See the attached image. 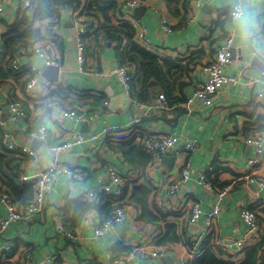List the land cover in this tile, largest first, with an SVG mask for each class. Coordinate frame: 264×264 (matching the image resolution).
<instances>
[{"label":"crops","instance_id":"obj_1","mask_svg":"<svg viewBox=\"0 0 264 264\" xmlns=\"http://www.w3.org/2000/svg\"><path fill=\"white\" fill-rule=\"evenodd\" d=\"M116 1L117 5H113L116 9H111L106 17L96 8L88 11L84 2L79 9L67 7L61 10L59 36L62 43L58 47L61 58L60 66H56L59 68V81L53 82L43 77L40 69L45 67V61L41 57H20L21 65L31 64L36 67L41 80L55 85L47 96L30 98L25 90L30 77L26 75L16 73L6 83L0 82V154L13 159L12 163L2 168L9 169L7 172L10 174L20 175L23 181H33L42 170L55 162L77 168L83 174L80 181L59 176L47 192L42 214L29 221L13 223L8 231L0 233V246L8 242L12 244V251L7 258L0 260V264H18L20 252L25 249L31 252L28 264H44L48 258H53V264H114V260L122 256L113 251L114 246L120 245L129 251L149 246L147 256L136 257L128 264H177L189 255L197 254L196 258L200 257L197 252L207 242L206 247L224 260L225 251L220 246L223 241L228 246L235 241H246L245 246L261 243L264 246V186L253 176L254 171L247 167V159L253 151L244 143L246 137L264 134V96L255 108L252 107L259 94H264V78L261 76L264 53L258 55L263 69L251 66L257 54L243 46L228 27L227 5L230 0H188L186 6L169 0H140V6L146 8L140 20L133 17L134 10L122 6V0ZM251 2L256 5L258 20L264 27V0ZM20 3L21 0H12L6 5L0 19V33H7L11 29L8 26L15 21ZM171 10H178L179 13L175 16ZM192 14L197 16L198 21L188 24ZM164 19L172 24V32L167 33L161 28ZM126 22L133 24L136 30L139 25H144L147 37L159 49L160 54L156 56L161 62L169 63L170 78L165 88H169L172 97L178 98V101H168L171 109L163 114L146 116L137 110L134 102L154 104L161 94H166L165 88L151 80L149 89L140 85L128 95L112 76V69L119 64L116 42L106 44L102 41L106 45L104 48L89 51L97 29L102 26L114 29ZM83 25L89 30L85 36L87 45L84 54L89 75L85 77L77 70L76 49L79 30ZM231 35H234V57L237 59L225 72L238 78L239 84L222 87L210 105L197 102L194 106H188L186 99L206 80L205 68L215 58L222 40ZM241 57L243 61H239ZM131 70L136 76L135 68L131 67ZM97 97H103L108 106L101 103L95 112H87L86 106ZM10 98L22 102L28 111V120L21 123L11 120ZM64 110H78L91 116L88 128L83 131L85 123L68 121L67 126L79 131L87 140L92 135L98 138L58 154H52L48 144L44 143L37 146L36 158L7 151L6 134L19 144L32 148L34 141L29 138V131L42 125L48 127L51 143H62L65 137L58 132L57 115ZM107 124L135 126L148 134L174 132L184 139H196L199 149L190 155L176 156L171 153L163 156L159 162L156 156L146 152L134 140L116 145L106 143L103 131ZM188 160L195 178L210 171L209 177L217 188L233 186L230 194L220 201L215 192L202 189L196 180L191 179L176 197L166 198L169 182L176 179ZM106 161L119 169L127 179L124 196L117 201L112 198L115 202L112 208L120 201L128 213V219L120 225L123 228L121 236L113 230L97 239L91 228L107 218L105 209L101 208L104 206L103 199L108 195L96 204L86 199L84 194L102 184L114 188L105 169ZM142 193L150 204L146 217L142 216L143 211L134 200L140 198ZM258 196L260 200L253 206V200ZM183 200H195L201 204L203 215L196 224L189 222ZM217 206L220 207L218 217L210 223L207 215ZM250 206L258 213L260 227L253 236L248 237L239 212ZM5 216V205L0 200V219ZM59 223H65L82 239L74 242L63 238L56 228ZM170 232L180 237V241H165ZM227 249L230 250L229 247ZM153 250L160 251L162 256H151ZM263 250L259 264H264ZM244 259L241 253L237 258L238 264Z\"/></svg>","mask_w":264,"mask_h":264},{"label":"built area","instance_id":"obj_2","mask_svg":"<svg viewBox=\"0 0 264 264\" xmlns=\"http://www.w3.org/2000/svg\"><path fill=\"white\" fill-rule=\"evenodd\" d=\"M12 0H0V19L2 18L6 5ZM122 6L125 9L135 10L140 6V0H122ZM36 0H21L19 8L16 13V20H20L24 15L32 13L34 10V4ZM79 13V11H77ZM17 20V21H18ZM198 21L196 15H191L188 20V24H194ZM13 22V23H14ZM80 24V22H79ZM161 28L170 33L173 31V26L168 20L161 21ZM61 32V25L59 22H54L49 25L43 32L42 38L32 48H23L19 54V57L11 61V67L19 74L26 75L29 81L26 85V93L30 98L38 96H47L54 88L55 85L52 82L41 80L37 75L36 67L31 64L21 65L19 59L21 56L37 55L44 59L45 67H56L60 66V53L58 49V43L56 38ZM89 34L87 26L83 25L79 30V38L77 40L76 49L78 51L77 58V70L80 75H89L86 69V40L85 36ZM8 36L7 33H0V57L3 53V42ZM136 40L139 45H142L146 50L151 51L155 54H160L159 49L147 37V28L144 25L137 27ZM237 57H234V35L225 37L219 47L216 50L215 58L205 68L206 80L201 86L194 92L193 95L188 97L186 104L188 106H194L195 103L200 102L205 105H210L213 101L216 93L222 88L228 85L239 84V79L235 76L227 75L226 69L234 64ZM1 63V62H0ZM112 76L115 77L117 83L122 87L123 91L131 95L133 91V79L131 67L129 65H117L112 69ZM261 76L264 78V69L261 72ZM264 96L260 93L258 99L252 103V107L255 108L258 105L260 99ZM108 102H104V106H108ZM135 107L140 113L144 115H150L155 113H165L171 109L169 102L164 94L159 96V101L154 104L142 103L139 101L134 102ZM8 106L11 113V120L15 123H21L29 119L28 111L23 106L20 100L10 98ZM2 111L0 110V118ZM92 117L87 113L78 110L61 111L57 115V129L62 137H65L62 143L54 144L50 142V133L47 126L42 125L36 129L29 131V138L33 141H43L48 144V148L52 154H58L62 151L71 149L75 145H82L87 141H93L98 138L97 135H92L90 140H87L83 134L77 130H71L67 126L68 121H76L78 123H89ZM105 142L108 144H119L122 142L136 141L142 145L146 152L153 154L159 160H162L163 156L174 153L176 156L181 154L190 155L195 153L199 149V143L196 139L188 140L184 137L177 135L174 132L160 133V134H148L141 132L137 127H120L116 125L107 124L104 128ZM7 141V151L19 152L27 155L31 158H36V151L19 144L9 134L5 135ZM244 143L251 147L253 154L247 159V167L251 168L253 176H256L261 185L264 186V134L257 133L253 136L244 138ZM191 162L188 160L181 168L176 179L169 182L165 197L170 199L176 197L182 188L191 180H196L199 187L202 189L215 192L220 201H223L232 191V185H225L217 188L213 181L209 177V172L200 174L198 177H194L191 173ZM105 169L110 180V185H99L95 188L89 189L84 197L88 200L98 204L102 197L108 195L112 196L115 201L124 196V192L127 187V179L125 175L113 166L109 161L105 163ZM61 175L68 177L71 181H80L83 178L82 172L70 166H66L62 163L55 162L47 169L42 170L36 178L26 179L24 182H33L35 186L34 198L28 202L24 207L19 206L13 196L6 190H0V200L5 205V218L0 219V233L8 231L7 229L13 223L21 221L32 220L35 216L42 214L46 201L47 192L51 186L56 182L57 178ZM260 197L258 196L253 200V206H255ZM114 205L111 209L108 217L99 225H92V231L95 238H102L109 232H112L116 226L124 224L128 219V213L120 205ZM253 206L244 207L240 210L239 216L245 223L247 228V236H253L260 227L258 220V213ZM183 208L188 213V220L191 224H196L202 217L203 211L202 206L195 200L185 201L183 200ZM220 212V207H214L211 212L208 213L207 218L212 223ZM58 233L68 241L79 242L82 237L74 230L68 228L65 223H59L57 225ZM246 241H235L233 245L228 246L226 242L221 243V248L228 253L235 264H238L237 258L245 248ZM230 248V250L227 249ZM149 246L141 248H133L128 251L125 255L114 260V264H128L132 262L136 257H144L148 255ZM12 251V244L8 242L5 245L0 246V260L7 258ZM264 255V250L263 253ZM197 255V254H196ZM196 255H189L187 258L180 259L177 264H191V262L197 257ZM151 256L159 258L162 253L158 250H153ZM31 260L30 250H22L20 252V261L18 264H28ZM44 264H53V258H48Z\"/></svg>","mask_w":264,"mask_h":264},{"label":"trees","instance_id":"obj_3","mask_svg":"<svg viewBox=\"0 0 264 264\" xmlns=\"http://www.w3.org/2000/svg\"><path fill=\"white\" fill-rule=\"evenodd\" d=\"M169 1H176V4L182 3L186 6L188 0ZM83 2L88 11L96 8V11L98 9L104 17L107 16L111 9H116L113 5H117L116 0H36L32 13L24 15L20 20L17 19L18 21L16 20V22L10 24L8 29H11L7 31L8 36L3 42V53L0 57V82L6 83L9 78L15 76L17 72L11 67V61L19 57L21 49L32 48L35 43L41 40L43 30L49 25L54 22H60L59 19L62 15L61 10L67 7L79 9L82 7ZM178 10H173V12L171 10V13L177 16L179 13ZM95 33L96 36L92 43H90L89 51L92 52L94 48H104L106 45H103V43H101L102 41L106 44L109 41L116 42L118 46L115 49L118 51L119 65H129L135 68L134 73L136 76H134L133 79V88L141 85L144 88L149 89V83L151 80L163 89L169 83V63L166 61L161 62L156 54L146 50L142 45L138 44L136 40L137 30L133 24L128 22L122 23L114 29L112 27L102 26L100 29H97ZM101 33H103L102 37H100ZM60 37L61 36L58 35V38H56L58 47L59 44L62 43ZM60 47L63 49V46L60 45ZM164 91L168 95L165 94L169 102L178 101V98L172 97L169 88H165ZM104 102L103 97L93 98L92 103L87 105L86 107L88 109L85 110L89 113H93L96 111L99 104ZM12 162L13 159L11 157L0 154V190L8 191L15 199V202L19 206L24 207L34 198L35 186L33 182H24L20 175L16 173L10 174L7 172L9 169L2 168ZM141 196L134 200L143 211L142 216L146 217V212L149 209L150 204L145 200L143 193ZM112 198V196H107L103 199L104 206H102L101 209H105L104 215L106 217H108L112 205L115 203ZM165 241L178 242L180 241V237H177L174 232H170L165 238ZM161 243H163V240H161ZM207 244L208 242L202 249L198 250L197 253L200 257L195 258L193 264H235L232 257L226 252H224V255H226L225 260L217 257L213 251L206 247ZM263 249V243L245 246L242 251V255L245 259L240 264H259L260 253ZM113 251L117 252V254L125 255L129 250L120 245H116L113 247ZM220 254L223 256L221 251Z\"/></svg>","mask_w":264,"mask_h":264},{"label":"clouds","instance_id":"obj_4","mask_svg":"<svg viewBox=\"0 0 264 264\" xmlns=\"http://www.w3.org/2000/svg\"><path fill=\"white\" fill-rule=\"evenodd\" d=\"M228 27L241 44L259 55L264 53V27L258 20V10L251 0H230L227 5Z\"/></svg>","mask_w":264,"mask_h":264},{"label":"water","instance_id":"obj_5","mask_svg":"<svg viewBox=\"0 0 264 264\" xmlns=\"http://www.w3.org/2000/svg\"><path fill=\"white\" fill-rule=\"evenodd\" d=\"M146 11V8L143 6H140L138 8H136L133 12V17L137 20L141 19V14L143 12ZM235 54V51H234ZM239 61H243L242 57L239 58ZM251 66H256L259 69H263V64L261 62V58L256 55L255 57H253L252 61H251ZM40 71L43 73V77L47 80L53 81V82H57L59 81V68L57 67H41ZM84 128H88V123H85L84 126L82 127V131ZM44 144L43 141H34L33 145H32V149L36 150L37 146ZM116 233H118L121 236V232H123V228L121 226H116L115 229ZM123 239V237H121Z\"/></svg>","mask_w":264,"mask_h":264}]
</instances>
